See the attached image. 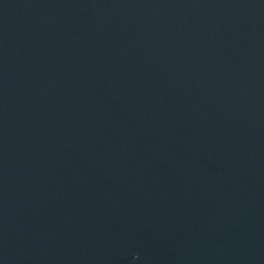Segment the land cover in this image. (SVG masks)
<instances>
[{"label": "water", "instance_id": "water-1", "mask_svg": "<svg viewBox=\"0 0 264 264\" xmlns=\"http://www.w3.org/2000/svg\"><path fill=\"white\" fill-rule=\"evenodd\" d=\"M0 264H264V0H0Z\"/></svg>", "mask_w": 264, "mask_h": 264}]
</instances>
